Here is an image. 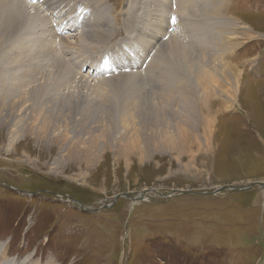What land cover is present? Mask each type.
I'll list each match as a JSON object with an SVG mask.
<instances>
[{
	"label": "rangeland",
	"instance_id": "obj_1",
	"mask_svg": "<svg viewBox=\"0 0 264 264\" xmlns=\"http://www.w3.org/2000/svg\"><path fill=\"white\" fill-rule=\"evenodd\" d=\"M18 2L31 17L44 16L47 26L37 30L45 44L55 45L47 52L56 51L61 57L56 61L68 66L74 79L47 80L56 66L34 71L37 63L31 64L29 51L43 47L35 25L11 27L14 36L0 39V99L3 107L13 108L0 116V264H264V0H169L157 7L161 15L156 10L166 38L150 35L148 0ZM136 16L141 23H134ZM233 18L250 27L248 35L238 32L231 41L237 47L212 56L221 31L236 32L228 27ZM83 34L91 37L79 39ZM171 35L183 38V45L200 38L207 46L205 60L217 57L237 65V85L222 76L221 92L209 85L214 94L207 97L208 124L198 119L195 105L202 96L193 89L194 76L178 66V51H161L150 67L156 49ZM14 46L19 64L12 63ZM195 49L194 42L188 51L199 55ZM159 66L174 74L171 101L179 98V88L193 99L184 113L189 121L179 129L188 137L195 132L199 148L193 141L171 147L160 140L162 132L172 133L173 124L180 123L181 110L175 113L176 104L159 97L167 88L157 82L170 75ZM9 71L18 77L19 89L7 87ZM120 73L139 75L142 91L128 88ZM81 77L86 83L75 82ZM98 81L105 84L93 86ZM53 84L54 94L47 92ZM227 90L237 95L228 98ZM143 92L167 109L158 118L124 119L125 106L133 107ZM138 138L141 151L122 146Z\"/></svg>",
	"mask_w": 264,
	"mask_h": 264
},
{
	"label": "bare ground",
	"instance_id": "obj_2",
	"mask_svg": "<svg viewBox=\"0 0 264 264\" xmlns=\"http://www.w3.org/2000/svg\"><path fill=\"white\" fill-rule=\"evenodd\" d=\"M100 1V0H99ZM147 1V0H146ZM193 1V0H192ZM211 1V0H210ZM90 2V1H89ZM148 2H150L149 4H148V10H147V21L149 20L150 22L152 21L153 23H150V35H151V33H152V35H155V37H157L158 35H160V33L162 34V36L164 37V34H165V30H164V28H163V23H164V21H162V18L160 17L159 18V16L162 14L161 12H160V9H157V7H162L163 5H164V3H166V2H169V0H148ZM199 2V1H198ZM213 2V1H212ZM221 2H223V1H221ZM94 3V1L92 2V4ZM216 2H214V4H215ZM218 3V2H217ZM43 4V3H42ZM90 4H91V2H90ZM195 4V3H194ZM221 3H219V5H220ZM86 5V4H85ZM89 5V4H88ZM99 5V4H98ZM181 5V4H180ZM187 5V4H186ZM218 5V4H217ZM202 6V5H201ZM36 7V6H35ZM78 7V6H77ZM184 7V6H183ZM221 7H223V6H221ZM185 8V7H184ZM184 8L182 9V10H184ZM208 9H210V8H208ZM212 9V8H211ZM156 10H159V13H160V15L158 14V12L156 13ZM216 10V9H215ZM217 10H220V9H217ZM71 12V11H70ZM127 12V11H126ZM125 12V13H126ZM164 12V11H163ZM189 12V11H188ZM190 12H192V11H190ZM214 12V11H213ZM32 13V12H31ZM39 13V12H38ZM38 13H36V14H38ZM132 13V12H131ZM35 15V14H34ZM155 15H157L158 16V18L157 17H155ZM193 15V14H192ZM213 19H215V18H217V17H219V15H218V13H214V15L213 14H209ZM36 16V15H35ZM128 16H130V13L128 14ZM132 16V15H131ZM130 16V17H131ZM205 16V15H204ZM130 17H128V20H125L126 22V24H128L129 23V21H130ZM132 17H135V16H132ZM131 17V18H132ZM138 19L136 20V21H134V23H136V22H139V23H141L140 22V17L139 16H136ZM207 17V16H206ZM156 18V19H155ZM66 19V18H65ZM125 19V18H124ZM145 19V18H144ZM68 20V19H67ZM98 20H100V19H98ZM139 20V21H138ZM222 20V19H221ZM231 22H230V24H229V26L228 27H230L231 29L233 28L236 32H234V33H232V32H229V28L227 29V30H223V31H221V33H220V35L222 36V38L221 39H216V38H212V39H216L215 41H216V49H215V51L217 52V53H212L211 55L213 56V55H217V54H219V53H223L222 51H225V52H228V50L229 49H231V48H235V47H237V45H235L236 44V42H235V44L233 43V44H231V41L232 40H235V39H237V35L236 34H238V32H240L241 33V35H244V36H247L248 35V33H249V28L250 27H248L246 24H243V23H238V22H236L235 21V19L233 18V19H231L230 20ZM107 22V21H106ZM105 22V23H106ZM145 22V21H144ZM188 22H190V21H188ZM47 23H46V19L44 18V16H40L39 15V18H35V17H31L30 15H29V11H28V9H27V7H24V5L23 4H20L19 2H18V0L17 1H15L14 2V0H0V39H2V37H6V36H10V37H12V36H14V34L17 32L16 30L14 31V30H12L11 29V27L12 28H15V29H17L18 28V26L20 27L19 29H21V28H24V27H26V28H32L34 25H35V27L34 28H36V31H34V29H30V30H33L32 32L34 33V34H36V32H38V28L40 29V28H43L45 25H46ZM153 24H155V26L157 25V27H155ZM193 24V23H192ZM192 24H190V25H192ZM243 24V25H242ZM37 25V26H36ZM105 25H107V24H105ZM189 25V24H188ZM47 26V25H46ZM108 26H110V25H107L106 27H108ZM148 26V25H147ZM105 27V26H104ZM111 27V26H110ZM114 26H112V28H113ZM126 28V27H125ZM144 28H146L145 26H144ZM163 28V29H162ZM192 28H194V27H192ZM95 29L97 30V31H101V30H103V28H101L100 29V27L99 28H96L95 27ZM115 29V31H116V33L117 32H119V30H116V28L114 27L113 28V30ZM22 30V29H21ZM43 31V30H42ZM152 31V32H151ZM160 31V32H159ZM228 31V32H227ZM41 32V31H40ZM43 33V32H42ZM115 33V32H114ZM169 33V32H168ZM98 34V33H97ZM178 34V33H177ZM37 35H38V41H40L39 43L40 44H42L43 45V47H41V48H39V49H37L36 51H29V54H30V59H31V64L32 65H35L36 63H37V67L35 66V67H33V69H34V71L36 72V73H38V71H37V69L38 70H43V69H50L51 67H53V66H56V70L57 71H55V70H53V71H50V70H48L49 72H53L54 74H52V73H47L46 74V76H45V78H47V80H48V78H50V77H54L55 75H56V79H55V81H57V83H60V84H62L63 82H68V81H72L73 79H74V77H72L73 75H71V74H69V67L68 66H66V65H63V64H61V63H58L59 61H61V57H59L58 56V54H57V52L55 51H53V50H50V51H48L47 52V50L48 49H53V47H54V49H55V45L54 44H51L49 41H48V43H46L45 44V40L43 39V37L40 35V33L38 32L37 33ZM196 35V34H195ZM41 36V37H40ZM21 37V36H20ZM30 36H28V37H26L27 39V41H29V38ZM89 37H91V35L90 34H83L82 36H80V38L79 39H81V40H85V39H88ZM180 37V36H179ZM9 38V37H8ZM32 38V37H31ZM41 38H42V40H41ZM164 38H166V35H165V37ZM251 38V37H250ZM5 39V38H4ZM162 39V38H161ZM63 40H65V38H63ZM200 38H197V41H194L195 42V45H196V49L195 50H200V51H198V54L199 55H193V54H191L189 51H188V49H189V46L192 44L193 46H194V42H190V44H185V45H183L184 44V39L182 38V40H180V38H178V37H176V35L174 36V35H171V38L169 37L168 38V40H166L164 43H161V44H163V46L161 47V44L159 45V47H158V49H156L157 51H156V55L154 56V58H153V60L151 61V63H150V67L153 65V63H154V61L156 60V58H157V60H159V57H160V53H161V51H167V50H169L168 52H166V53H169L170 54V52L171 51H178L179 53H178V55L176 54V56L174 55V57L176 58V60H177V63H178V66L180 67V69L181 70H183L184 72H185V74H191V76H194V80H192V83H193V89H194V91L198 94L199 93V95H198V97H200V96H202L199 100H197V104L195 105V106H197V107H195V109L196 108H198V110L196 109V112L198 113V119L201 121L202 119L204 120V122H205V124H208V123H206V122H208L207 121V119L208 118H210L211 117V114H210V109L208 108V104H209V102L207 101L208 100V96H210L211 94H214V92H210L209 91V85L211 84L213 87H214V91H215V87H216V89H218V91L219 92H221V90H220V84H219V82H218V80H219V77L220 76H222L223 78H225L226 80H228V81H232V83L234 84V80H235V84L237 85L238 84V81H237V76H239V74L240 73H238V71L235 69V67H237V65L234 63V64H232V63H230V64H228V63H226V62H222L220 59H218L217 57H215L214 58V60H211V61H208V60H205V58H204V55H206L207 53L206 52H208V51H206V49H207V46L205 47V44H204V42H200ZM10 41V40H9ZM180 41H182L181 42V44L179 43ZM203 41H206L205 39H203ZM214 41V42H215ZM32 42V41H31ZM42 42V43H41ZM47 42V41H46ZM7 43V42H6ZM12 43V42H11ZM19 43V42H18ZM1 45V44H0ZM14 45V44H13ZM22 45V44H21ZM186 45H188V47H186ZM3 46V45H2ZM240 46V45H239ZM26 49H28V47H29V44H26ZM31 47V46H30ZM17 48H19L18 46H14V47H12V49L11 50H13L14 52H13V54H15L14 56H16V55H18L19 53H18V51H17ZM195 48V47H194ZM6 49V48H5ZM25 49V48H24ZM56 50H58V49H56ZM206 51V52H205ZM37 52H41V54H39V57H37L39 60H38V62H36V60H35V54H38ZM157 52H158V54H157ZM195 52V51H194ZM205 52V53H204ZM235 52V51H234ZM234 52H233V54H234ZM34 53V54H33ZM130 53V52H129ZM133 53V52H132ZM163 53V52H162ZM126 54V53H125ZM169 54H166L165 56H167L168 58H167V60L166 61H168V62H170V63H172V60H171V56L169 55ZM129 56V55H128ZM16 59H12V63L14 64V63H16V64H19V61H20V59H19V57L18 56H16L15 57ZM137 58V57H136ZM173 58V57H172ZM223 58V57H222ZM33 60H35V62L33 61ZM56 60H58V62L56 61ZM161 60V59H160ZM174 60V59H173ZM10 61V60H9ZM30 61V60H29ZM127 61V60H126ZM207 61V62H206ZM1 62V61H0ZM2 62H3V60H2ZM85 62H86V59H85ZM88 62V61H87ZM108 64H110V62L111 61H106ZM157 62V61H156ZM84 63V62H83ZM159 63V62H158ZM113 64H114V62H113ZM125 64V63H124ZM58 65V66H57ZM84 65V64H83ZM128 65V64H127ZM140 65V64H139ZM159 65H161V64H159ZM170 65V64H169ZM227 66L226 68L228 69V71L226 70H223V66ZM235 65V66H234ZM8 66V65H7ZM130 66V65H129ZM160 67V66H159ZM175 66L173 65V68H174ZM10 68V67H9ZM107 67L106 66H104V67H102L101 69L102 70H105ZM132 68V67H131ZM135 68V67H134ZM153 68H154V66H153ZM152 68V69H153ZM12 69V68H11ZM128 69V68H127ZM117 70V69H116ZM159 70H164L165 72H166V76H168V74H170L168 77H166L167 79H163V80H160L159 79V81L157 82L159 85H163V83L165 84V86H166V90L165 91H163L162 92V94H158L159 95V97H161L162 99H163V101L162 102H165V104L166 105H169L170 106V103L172 102V103H175L176 104V108H175V113L176 112H178L179 110H181V112H178V113H180L181 114V116H180V118L178 119V120H180V123L179 124H173V127H174V131L172 132V133H168V132H162L163 133V135L162 136H160V134L159 135H157V136H160V140L162 141V142H166V143H168V145L169 146H171L172 147V145L173 144H175L176 142L178 143L179 142V140H180V142L179 143H181V144H183V143H186V142H189L190 144L192 143V141H193V143H194V145L197 147V148H199L200 146H199V139L196 137V134H195V132H190L189 131V133H191L192 134V137H188V135L187 134H183L184 133V130H182V129H179L180 128V125L181 124H184V125H187V123L186 122H184L183 120H188V117H185V114H186V112L187 111H185V110H187L188 108H190L191 106L189 105L190 104V100L192 99L191 98V96L189 97L186 93H183V91L179 88L178 89V93H176V95L177 94H179V98H175V99H173L172 101L170 100L171 99V97H173L172 96V93H171V90L174 88V87H176L177 85H175L174 87L172 86V78H173V76H174V74H173V72L171 73V71L169 70V68L167 67V68H164L163 66H161L160 67V69ZM46 71V70H45ZM70 71H71V69H70ZM152 71V70H151ZM10 72V76H13V77H10V79H11V84L10 85H8L7 87H9V89L10 88H12V87H19L18 86V81H17V76H15L14 74H12V71H9ZM94 72L95 73H97L98 71L96 70V69H94ZM113 73H115V72H117V71H112ZM148 72V71H147ZM165 74V73H164ZM163 73L161 74V75H164ZM118 75H120V78H126L125 79V81H126V83H127V86H128V88L130 87V86H133L134 88V90H135V92L137 93L138 91L140 92V91H142V90H140V85H139V87L137 88V85L140 83L141 84V82L139 81V75L137 76L136 74H122V73H120V74H118ZM141 75V74H140ZM153 75H154V73H153ZM157 75V74H156ZM159 75V74H158ZM71 76V77H70ZM81 76V75H80ZM150 76H151V74H150ZM190 77V76H189ZM6 78H7V76H6ZM31 78V77H30ZM38 78V77H37ZM29 79V78H28ZM72 79V80H71ZM118 79V78H117ZM180 79V78H179ZM178 79V81H181V80H179ZM112 80V83H113V86L115 87V89H118V90H120L119 89V87H118V85H120V83L118 82V80H115L114 78L113 79H111ZM120 80V79H119ZM9 81V80H8ZM7 81V82H8ZM42 81V80H41ZM40 81V82H41ZM78 81H82L83 83H86V79L84 78V77H81L80 79H78L77 81H75L76 83L78 82ZM124 81V82H125ZM155 81V80H154ZM154 81L153 82H151L150 84H148V86H147V91H151L152 90V88L155 86V83H154ZM167 81H169V82H167ZM177 81V80H176ZM150 82V81H149ZM104 82H101V81H98V82H94V85L93 86H97V85H104L103 84ZM148 83V82H147ZM181 83H183L182 81H181ZM213 83H218V86H216V85H214ZM13 84V85H12ZM25 84V83H24ZM41 84H44L43 83V81H42V83ZM74 84V83H73ZM177 84H179V82L177 83ZM68 85H69V83H68ZM135 85H136V87H135ZM74 86V85H73ZM158 86V85H157ZM183 86H184V84H183ZM23 87H24V85H23ZM47 87L49 88V85L47 84ZM66 87V86H65ZM163 87V86H162ZM171 87H173L172 89H171ZM31 88V87H30ZM47 88V89H48ZM56 88H57V85H55V84H53V85H51L50 86V90H47V89H45V90H47V92H56ZM159 88V87H158ZM6 89V88H5ZM19 89V88H18ZM61 89H62V87H61ZM126 89V88H125ZM124 89V90H125ZM142 89V88H141ZM161 89V88H160ZM171 89V90H170ZM225 89V88H224ZM235 89V88H234ZM41 90V89H40ZM127 90V89H126ZM158 90V89H157ZM162 90V89H161ZM176 90V89H175ZM208 90V91H207ZM9 91V90H8ZM121 91V90H120ZM128 91V90H127ZM131 91H132V89H131ZM51 92V93H52ZM185 92V91H184ZM11 93V92H10ZM24 93H27L29 96H31V97H35L34 96V92H32V91H28V92H24ZM115 93V92H114ZM142 93V92H141ZM218 93V92H217ZM230 93H231V96H233V97H235L236 95H237V92L235 91V95H233V91L232 92H230L229 90H227V92H225V94H227V97L229 98L230 97ZM12 94V93H11ZM52 94H54V93H52ZM131 94V93H130ZM150 94V95H149ZM149 94L147 93V92H143V94H141V95H139L136 99H134V97H133V95H132V98L134 99V106L133 107H126L125 106V109H124V111H125V113H124V111H122V113L124 114V119H125V117H129V116H132V117H135V119L138 117V116H140V117H142L141 119L143 120V119H145L146 118V116L148 117H152V118H158V116H159V113H162V112H160V111H165L164 109H167V108H164L165 107V105H164V107L157 101V100H155V98L151 95V93L149 92ZM224 94V93H223ZM119 95V94H118ZM153 98H152V97ZM36 97H37V95H36ZM35 97V98H36ZM8 98H9V96L8 97H6L5 98V100H8ZM110 98V97H109ZM124 98V97H123ZM191 98V99H190ZM14 99V98H13ZM160 105H158L155 101ZM193 100V99H192ZM195 100V99H194ZM19 101H22V99H19ZM25 104H27L28 103V100H24L23 101ZM124 102H126V101H124ZM3 99L1 98L0 99V105H2V107H0V116H2L1 115V113L3 114L4 112L7 114V112H11V108L12 107H3ZM137 103V106H135V104ZM182 103V104H181ZM189 105V106H188ZM173 106H175V105H173ZM221 106H222V104L221 105H219L218 106V109H217V112L221 109ZM188 107V108H187ZM193 108V107H192ZM12 110H13V108H12ZM173 112V111H172ZM220 112V111H219ZM218 112V113H219ZM136 113V114H135ZM174 113V114H175ZM185 113V114H184ZM215 113V112H214ZM135 114V115H134ZM193 114H195V113H193ZM10 115V114H9ZM164 115H167V113H165ZM190 115V114H189ZM187 116H188V114H187ZM14 117H16V115L14 116ZM110 117V116H109ZM152 118H148V119H152ZM187 118V119H186ZM190 118H192L191 116H190ZM135 119H133L132 121H134ZM141 119H139V121H141ZM147 119V118H146ZM144 121V120H143ZM189 121V120H188ZM182 122H184V123H182ZM123 123H125L124 124V126L125 125H127V123L126 122H123ZM144 122H141L140 123V125H142ZM128 124H130V123H128ZM136 124V123H135ZM199 124H202L201 122L199 123ZM212 125V123L210 122L209 123V125ZM131 125L133 126L134 125V123H132L131 122ZM209 125H208V128L210 129L211 127H209ZM196 127V126H195ZM192 128V127H191ZM207 129V128H206ZM208 129V130H209ZM134 131V130H133ZM191 131H192V129H191ZM206 135V134H205ZM134 136V135H133ZM139 136H141V135H139ZM209 136V135H208ZM19 137V136H18ZM156 137V136H155ZM157 138V137H156ZM132 139V138H131ZM139 139V141L137 142V141H135L134 139L132 140V142L130 143V142H128L127 143V145L129 146V148H127V145L126 144H124V145H122V146H124L125 147V150L127 151L128 149L129 150H133V151H135L136 149H139V151H141L140 149H141V147H140V145H141V143H142V140L140 139V138H138ZM143 139H144V137H143ZM146 140H147V138H146ZM149 141H150V139H148ZM119 142V141H118ZM118 142H115V143H113L114 145H117L118 146V144L120 143H118ZM152 142V141H151ZM206 142V141H205ZM12 143V142H11ZM126 143V142H125ZM155 143H156V141H155ZM193 143H192V145H193ZM156 145V144H155ZM160 145V144H159ZM201 145V144H200ZM206 149H210L209 148V142L207 141L206 142ZM194 146V147H195ZM10 147V146H9ZM10 149V148H9ZM141 199H144V197L143 198H141Z\"/></svg>",
	"mask_w": 264,
	"mask_h": 264
},
{
	"label": "snow or ice",
	"instance_id": "obj_3",
	"mask_svg": "<svg viewBox=\"0 0 264 264\" xmlns=\"http://www.w3.org/2000/svg\"><path fill=\"white\" fill-rule=\"evenodd\" d=\"M33 2H35V0H33ZM172 22H173V23L176 22V18H175V17L172 18Z\"/></svg>",
	"mask_w": 264,
	"mask_h": 264
},
{
	"label": "water",
	"instance_id": "obj_4",
	"mask_svg": "<svg viewBox=\"0 0 264 264\" xmlns=\"http://www.w3.org/2000/svg\"><path fill=\"white\" fill-rule=\"evenodd\" d=\"M261 185V184H260ZM262 186V185H261ZM229 188V187H228ZM227 188V189H228ZM230 189H233V188H230ZM240 189H245L244 187H241ZM54 195H57V194H55V193H53ZM58 196V195H57Z\"/></svg>",
	"mask_w": 264,
	"mask_h": 264
},
{
	"label": "flooded vegetation",
	"instance_id": "obj_5",
	"mask_svg": "<svg viewBox=\"0 0 264 264\" xmlns=\"http://www.w3.org/2000/svg\"><path fill=\"white\" fill-rule=\"evenodd\" d=\"M8 187H9V185H8Z\"/></svg>",
	"mask_w": 264,
	"mask_h": 264
}]
</instances>
